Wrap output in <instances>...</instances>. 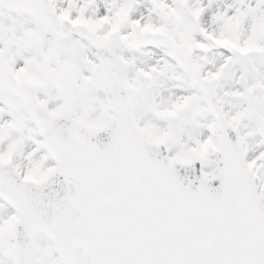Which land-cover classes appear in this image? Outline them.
<instances>
[{
  "label": "rangeland",
  "instance_id": "1",
  "mask_svg": "<svg viewBox=\"0 0 264 264\" xmlns=\"http://www.w3.org/2000/svg\"><path fill=\"white\" fill-rule=\"evenodd\" d=\"M97 1L104 16L100 19L107 21L102 27L92 25L99 13L86 7V0H61L59 5L56 0L25 5L0 0V73L5 71L8 83L7 91L0 79V157L9 158L30 179L53 163L31 121V100L50 111L67 104L85 123L102 122L110 114L101 89L107 62L111 75L127 89L134 127L145 137L163 138L169 157L199 158L205 176L217 173L205 160L219 136L206 106L207 98L215 96L224 118L237 130L264 206V18L256 24L246 9L241 20L226 13L205 32L199 11L189 5L195 0ZM245 1L257 8V0ZM135 2L144 6L138 26L129 23ZM212 2L217 1H199V9ZM60 19L75 21L76 36H59ZM201 30L208 36H201ZM192 38L199 49L191 46ZM60 54L66 59L63 65ZM144 61L154 63L134 71ZM169 87L184 94L174 108L165 94ZM13 226V213L0 201V264H15ZM33 239L39 264H60L49 238L37 233ZM73 264L90 262L76 249Z\"/></svg>",
  "mask_w": 264,
  "mask_h": 264
},
{
  "label": "water",
  "instance_id": "2",
  "mask_svg": "<svg viewBox=\"0 0 264 264\" xmlns=\"http://www.w3.org/2000/svg\"><path fill=\"white\" fill-rule=\"evenodd\" d=\"M71 31L73 29L65 23L61 24V34ZM103 90L113 115L105 124L94 127L84 126L64 112L44 113L32 103L31 113L46 148L57 161V167L43 180L21 181L9 163L0 161V195L9 200L17 213L16 263L37 264L31 236L41 229L56 242L62 264H71L77 245L84 248L95 264H101L98 257L103 250L101 236L90 237L89 227L84 228L78 214L74 221L70 220L72 227L66 217L73 205L67 195L82 201L89 197V190L100 193L108 184H114L113 180L117 183L114 178L105 176L108 171L104 165L100 162L95 165L106 144L110 152H126L127 157L133 159L132 169L131 165H126L122 171L124 183L136 188L144 182L142 186L154 195V205L144 208L143 212L152 223L154 234L150 235V241L156 244L155 250H125L123 255H142V264H160L171 253L176 255V261L184 264H193L192 259L202 264H264V209L257 199L254 179L244 166L235 132L223 120L215 99H210L208 106L218 121L221 137L208 160L215 162L220 171L207 179L200 176L197 159L168 160L161 141L144 140L133 131L125 114V90L109 75L105 77ZM70 144L76 146L68 154ZM86 145L87 148L95 146L90 157L83 152ZM77 166L85 167L92 175L58 176L64 169ZM129 173L134 177L128 179ZM148 178L151 186L145 183ZM69 190L75 196L70 195ZM50 197H55V203H51ZM148 197L146 191L142 200L147 201ZM98 200L101 207L105 205L103 198ZM86 201L84 199V204L76 208H83ZM131 204V207L141 205L136 200L123 206ZM138 209L136 215L140 213ZM48 213L59 214L53 225L46 220ZM179 236L184 240L183 246L175 249L171 238L177 240ZM161 244L164 246L159 247Z\"/></svg>",
  "mask_w": 264,
  "mask_h": 264
},
{
  "label": "bare ground",
  "instance_id": "3",
  "mask_svg": "<svg viewBox=\"0 0 264 264\" xmlns=\"http://www.w3.org/2000/svg\"><path fill=\"white\" fill-rule=\"evenodd\" d=\"M20 2L23 3V5L28 4V3H35L36 0H19ZM205 1V4L209 3L210 0H195L190 1L189 5H193L194 6V10L196 11H200V22H201V29L204 30L205 32H207V28L208 25H210V23L212 21H217L218 18L220 16H223L224 14H228V15H233V16H238V18L241 20L242 18V12L244 9L248 10L250 12V16H251V21L253 23L259 24L261 22V20L264 18V0H257V8H250L249 7V2H246L245 0H216L217 2H212V4L209 7H203L202 9H199L200 7V3ZM61 2V0H56V4L59 5ZM86 7H89V9H92V11H96L99 14H97V16L95 17V20L92 21V25L94 26H99L102 27L107 21L105 19H101V17H104L102 15H100L99 10H97V5H98V1L97 0H86V2L84 3ZM95 6V8H94ZM143 8L144 6L142 4H137L136 2L133 3L132 7L130 8L131 13H130V19H129V23L138 26L142 23V17H143ZM227 15V16H228ZM226 21V20H225ZM203 36V34H202ZM195 40L194 38H192L190 40V44L193 46H196ZM3 52V49L0 47V53ZM61 56V61L59 63V65H63L66 61V59L64 58V56L62 54H60ZM120 56H123V53L120 52ZM122 59V58H121ZM157 59L156 56H153V61H155ZM88 61V60H87ZM154 62L152 61H144L138 65H136L134 67V71H139L138 68H140L141 71H143L142 68L144 69H148L150 64H152ZM231 84H233L235 82V78L232 77L230 79ZM264 82V81H263ZM170 88V87H169ZM166 91V96L168 98L171 99L170 101V107L174 108L177 106V102L180 98L183 97V93L178 92V89L172 87ZM5 264H8L7 262H5Z\"/></svg>",
  "mask_w": 264,
  "mask_h": 264
}]
</instances>
